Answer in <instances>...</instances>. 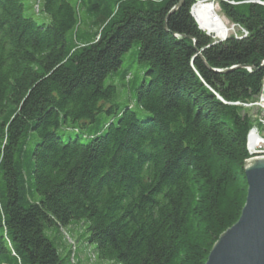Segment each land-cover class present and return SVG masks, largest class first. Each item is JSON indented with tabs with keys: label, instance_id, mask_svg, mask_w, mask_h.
Returning <instances> with one entry per match:
<instances>
[{
	"label": "trees",
	"instance_id": "16d2710c",
	"mask_svg": "<svg viewBox=\"0 0 264 264\" xmlns=\"http://www.w3.org/2000/svg\"><path fill=\"white\" fill-rule=\"evenodd\" d=\"M181 1L0 0V264H64L53 232L72 264L79 231L99 261L206 264L236 224L251 130L239 104L262 92L264 0L220 1L248 31L221 42L191 14L208 0ZM134 44L145 117L118 111L105 83ZM100 113L115 117L102 131L67 133Z\"/></svg>",
	"mask_w": 264,
	"mask_h": 264
},
{
	"label": "rangeland",
	"instance_id": "374dc122",
	"mask_svg": "<svg viewBox=\"0 0 264 264\" xmlns=\"http://www.w3.org/2000/svg\"><path fill=\"white\" fill-rule=\"evenodd\" d=\"M36 0H31V2H35ZM225 1V0H218L217 2V11L216 14H219L223 21L228 24L229 28H232V32H230L229 36L231 35H237L238 37L241 36V30L239 27L234 26V23L230 22L225 15L222 13L220 9L219 2ZM194 7L192 8V11L194 10ZM191 11V12H192ZM81 16L83 13H81ZM36 18L41 21L50 22V17L43 16V15H37ZM207 34V33H206ZM219 41V39H217ZM138 45L134 44L132 48L124 54L122 64L117 72H115L114 76L108 77L105 81L106 85L113 84L116 86V93L113 97V104L118 108V111L123 110L127 106H131L140 117L147 116V113L141 109L138 108L134 101V87L137 86L141 80L144 77V74L147 70V66L140 62L137 55ZM127 72L129 73V78L127 80H121V75ZM261 96H259L257 99H255L253 102L247 103L248 106L245 108L249 112V116L251 118V129L254 127H257L261 134L264 136V104H261ZM115 119L114 115H107L106 113H100L96 117V120L93 123L82 125V127H78L77 130L70 129L67 131L70 135H75L77 132L78 134H83L86 136H89L91 134H95L96 132L102 131L104 128V125L106 123H110ZM61 132V131H60ZM80 229H83V225H78ZM73 236L69 239V244L72 245V249L77 248L78 250H81L79 253V261L77 259L73 258L71 260L72 264H118L116 262H110V261H99L96 258V252L95 247L91 246L90 250L89 248H84V237L79 231L73 232ZM50 239L54 242L56 246L59 248V253L61 257L64 259V264H69L66 256H67V248L63 247V245L60 244L59 237L56 236V234L53 232L52 234H49ZM77 250V251H78Z\"/></svg>",
	"mask_w": 264,
	"mask_h": 264
},
{
	"label": "water",
	"instance_id": "95a60500",
	"mask_svg": "<svg viewBox=\"0 0 264 264\" xmlns=\"http://www.w3.org/2000/svg\"><path fill=\"white\" fill-rule=\"evenodd\" d=\"M184 2L174 10L180 9ZM244 173L248 189L241 215L219 238L206 264H264V155L250 157Z\"/></svg>",
	"mask_w": 264,
	"mask_h": 264
},
{
	"label": "bare ground",
	"instance_id": "6f19581e",
	"mask_svg": "<svg viewBox=\"0 0 264 264\" xmlns=\"http://www.w3.org/2000/svg\"><path fill=\"white\" fill-rule=\"evenodd\" d=\"M218 0H208L198 3L194 8V15L199 20L201 27L204 31L216 36L219 39H223L225 36H229L232 32V28L228 27L221 16L216 14ZM217 20H214V17ZM250 148L247 145V150L250 155L251 152L255 153L259 149H264V136L259 131L251 129L250 131Z\"/></svg>",
	"mask_w": 264,
	"mask_h": 264
},
{
	"label": "built area",
	"instance_id": "2783aa9c",
	"mask_svg": "<svg viewBox=\"0 0 264 264\" xmlns=\"http://www.w3.org/2000/svg\"><path fill=\"white\" fill-rule=\"evenodd\" d=\"M200 2H202V1H199V2H197L196 3V5L198 4V3H200ZM195 5V6H196ZM194 12V10L192 11V13ZM193 16H194V18L196 19V21L200 24V22H199V20L197 19V17L194 15V13H193ZM214 20H217V17L215 16L214 18H213ZM201 25V24H200ZM234 26H236V27H239L240 28V30H241V36L240 37H238L237 35H234L235 37H238V38H240V39H242V38H246L247 36H248V31H246V29H244V28H242L240 25H238V24H234ZM228 37H230V36H225L223 39H219V38H217V37H215V39L217 40V39H219V40H222V41H224V40H226ZM259 96H261V104L263 105L264 104V83H263V87H262V92H261V94L259 95ZM239 105H242L243 107H247L248 106V104H239ZM245 107V108H246ZM253 129H255L256 131H259L260 132V130L257 128V127H254ZM251 131V130H250ZM261 133V132H260ZM250 132H249V134H248V137H247V145H249V148H250V144H251V142H250ZM261 155H264V149H259V150H257L255 153H253V152H251V150H250V157H256V156H261Z\"/></svg>",
	"mask_w": 264,
	"mask_h": 264
}]
</instances>
